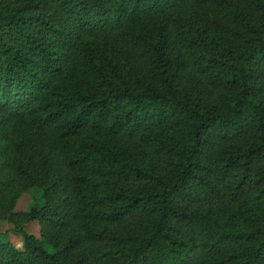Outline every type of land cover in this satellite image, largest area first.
Masks as SVG:
<instances>
[{
  "label": "trees",
  "instance_id": "trees-1",
  "mask_svg": "<svg viewBox=\"0 0 264 264\" xmlns=\"http://www.w3.org/2000/svg\"><path fill=\"white\" fill-rule=\"evenodd\" d=\"M0 220V264H264V0H0Z\"/></svg>",
  "mask_w": 264,
  "mask_h": 264
},
{
  "label": "rangeland",
  "instance_id": "rangeland-1",
  "mask_svg": "<svg viewBox=\"0 0 264 264\" xmlns=\"http://www.w3.org/2000/svg\"><path fill=\"white\" fill-rule=\"evenodd\" d=\"M39 196H40V192L36 188L30 191L21 193L13 204L14 205L13 211H24L28 208L29 205H34V203L36 202H41V199H39ZM13 228L14 227L11 223H8L7 221H4V220H0V230L2 232H5L14 243L19 244L20 237L13 234V231H12ZM26 229L29 232L37 235L39 227L36 222H31L27 224Z\"/></svg>",
  "mask_w": 264,
  "mask_h": 264
}]
</instances>
